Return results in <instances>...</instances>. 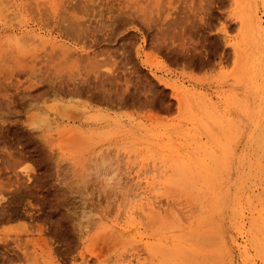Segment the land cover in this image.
Listing matches in <instances>:
<instances>
[{
  "label": "rangeland",
  "instance_id": "rangeland-1",
  "mask_svg": "<svg viewBox=\"0 0 264 264\" xmlns=\"http://www.w3.org/2000/svg\"><path fill=\"white\" fill-rule=\"evenodd\" d=\"M0 264H264V0H0Z\"/></svg>",
  "mask_w": 264,
  "mask_h": 264
},
{
  "label": "bare ground",
  "instance_id": "bare-ground-1",
  "mask_svg": "<svg viewBox=\"0 0 264 264\" xmlns=\"http://www.w3.org/2000/svg\"><path fill=\"white\" fill-rule=\"evenodd\" d=\"M73 19V18H72ZM75 21H76V19H75ZM72 22V21H71ZM69 23H70V21H69ZM257 23V22H256ZM259 24H261V23H259ZM70 27V26H69ZM179 156V155H178ZM191 164V163H190ZM199 165V164H198ZM198 172V171H197ZM203 213V212H202ZM181 217V216H180ZM200 228V227H199ZM191 242V241H190ZM253 258V257H252Z\"/></svg>",
  "mask_w": 264,
  "mask_h": 264
}]
</instances>
